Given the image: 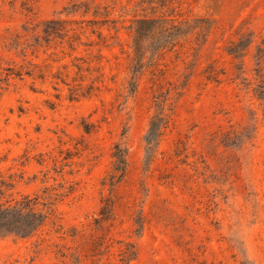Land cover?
Segmentation results:
<instances>
[{
	"label": "rangeland",
	"instance_id": "obj_1",
	"mask_svg": "<svg viewBox=\"0 0 264 264\" xmlns=\"http://www.w3.org/2000/svg\"><path fill=\"white\" fill-rule=\"evenodd\" d=\"M58 72L94 89L70 99ZM153 81L175 87L166 101ZM116 143L128 169L112 188ZM0 182L2 201L51 195L56 211L32 237L0 234V264H67L54 244L83 254L57 224L96 236L105 197L115 242L99 264L118 239L134 242L131 264H264V0H0Z\"/></svg>",
	"mask_w": 264,
	"mask_h": 264
},
{
	"label": "trees",
	"instance_id": "obj_2",
	"mask_svg": "<svg viewBox=\"0 0 264 264\" xmlns=\"http://www.w3.org/2000/svg\"><path fill=\"white\" fill-rule=\"evenodd\" d=\"M108 20H103L102 24L106 23ZM164 27V25H162ZM176 28V25L173 24L170 27H164L165 30H172ZM47 36L51 34H58L60 38L66 35L67 30L62 28L50 27L47 26L42 30ZM96 32L95 29H92V33ZM170 32V31H168ZM101 31L97 32L98 38L103 39L101 36ZM69 45L70 48L75 49L74 44L78 42L79 35L69 36ZM48 39V38H47ZM105 42V39L103 40ZM39 43L33 44V50L35 51L38 48ZM91 45V44H90ZM155 64V67L152 70V75L156 76V80H160L161 76L164 74L162 69H159ZM35 68L39 70V76L41 78L45 77V72L48 69V65L41 64L35 65ZM80 69L79 66H77ZM137 70V69H136ZM206 74V79L216 78L218 72L214 67L208 66V68L204 71ZM26 74L30 75L31 71H26ZM16 75H21V72L18 71ZM65 76L62 72H58L56 76L57 79L65 84L68 87L69 97L70 99L78 98L79 96H85L91 93L94 89L93 84H90L86 88L80 83H70L66 80ZM74 81V79H72ZM94 82V80H92ZM153 83L156 85L159 92L157 93L155 102L166 101L169 97V92L172 88L168 87L165 91H162V84L160 81ZM171 84L170 82H167ZM263 92L259 90L260 94ZM162 97V99H159ZM159 119V123L156 124L151 121L149 133L161 135V128H166L167 126V118L166 115L161 117H157ZM155 119V120H156ZM111 157L113 158L112 169L108 174L103 184L107 183L110 187H114L117 183H119L123 177L125 176L128 169V152L127 149L121 145L120 143H116L113 146V151L111 153ZM3 182H0V234L2 235H14L16 237L25 239L32 237L39 231L45 224L47 219L51 220L53 225H56V211L54 208V200L51 199V195H43L39 196L37 194L30 195H22L19 198H6L5 200H1L3 197L4 191L2 189ZM45 192V190H43ZM102 204L98 211V216L94 218L92 230L96 232V236L90 234L86 236L85 233H80L74 231L73 233L66 234L65 231H62V226L57 224L56 232L60 233V238H65V236H70L74 239L79 234V238L82 242L84 249V253L81 255H76L74 251L71 250L70 246L66 244L58 246V244H54L55 249L54 253L57 257L61 258L64 263L67 264H99L106 254L110 252V248L113 246L115 242L114 238L110 235V230L115 225L116 220V212L115 205L116 200L112 197H105L101 200ZM127 220L131 221V225L133 229L131 230L134 234H138L141 231L143 226V220L139 213L135 212L133 209L128 208L126 211ZM121 221L120 223H122ZM118 245V258L114 262H108V264H131V262L136 258L137 249L135 247L134 242L130 240H116ZM103 264V263H102Z\"/></svg>",
	"mask_w": 264,
	"mask_h": 264
}]
</instances>
